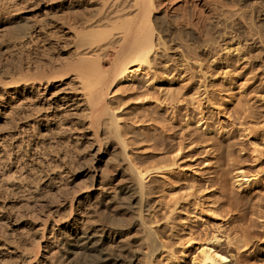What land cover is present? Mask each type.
I'll return each instance as SVG.
<instances>
[{
  "label": "rangeland",
  "instance_id": "obj_1",
  "mask_svg": "<svg viewBox=\"0 0 264 264\" xmlns=\"http://www.w3.org/2000/svg\"><path fill=\"white\" fill-rule=\"evenodd\" d=\"M30 4L0 0V92L30 67L34 45L14 46L30 24L10 14ZM75 4L56 12V34L67 21L95 13L94 0ZM188 7L199 22L192 3ZM175 8L170 4L157 14L151 62L109 98L117 120L108 117L107 124L118 123L119 152L145 173L143 220L154 230L158 250L142 264H202L203 250L227 256L230 264H264V15L255 14L264 0H213L202 30L183 24ZM72 41L66 35L46 45L49 53L67 57ZM29 113L8 107L0 116V138L8 136L0 162V233L16 227L13 214L24 213L19 225L33 241L49 209L45 199L61 202L87 184L75 173L91 152L80 132L32 137L28 125L34 121L21 120ZM22 126L26 134L12 137L9 132L21 133ZM110 148L103 144V164L114 169L118 151ZM57 166L62 178L47 186ZM12 175L19 188L2 184ZM246 176L252 178L247 184Z\"/></svg>",
  "mask_w": 264,
  "mask_h": 264
},
{
  "label": "bare ground",
  "instance_id": "obj_2",
  "mask_svg": "<svg viewBox=\"0 0 264 264\" xmlns=\"http://www.w3.org/2000/svg\"><path fill=\"white\" fill-rule=\"evenodd\" d=\"M25 1L31 4L10 12L12 19L21 18L30 24L29 31L14 46L31 43L35 52L28 70H21L17 79L2 87L0 116L8 107L14 113L31 112L21 120L34 121L28 125L33 128L32 137H45L53 131L60 137L80 132L91 154L79 161L75 173L87 177L86 185L73 190L70 196L66 194L61 202L45 199L39 192L49 209L33 241H28L25 228L19 225L28 214L12 215L16 227L0 233V264L145 263L158 250L155 232L143 220L145 173L119 152L118 141L122 138L117 136V115L111 114L109 98L115 88L133 78L135 70L142 71L143 65L151 62V54L158 46L159 10L175 4L183 24L202 30L200 20L205 8H212L213 0H94L95 13L90 18L67 21L61 35L51 30L57 21L55 14L61 8H73L75 0H61L56 5L57 0ZM42 2H46L45 8L40 6ZM189 3L200 19L197 23L193 22ZM255 14L263 16L264 9H255ZM66 35L73 40L68 56L49 53L47 45ZM108 117L114 118V126L107 124ZM21 130L9 133L18 138L26 134V126ZM7 137L0 138V162L7 151ZM105 143L113 152L118 151L114 169L103 164ZM53 175L47 186L62 178V171L54 170ZM251 179L246 176L244 183ZM20 183L14 175L2 178L7 187L19 188ZM2 215L8 216L2 221L9 222L11 210ZM201 263L230 261L215 250H203Z\"/></svg>",
  "mask_w": 264,
  "mask_h": 264
}]
</instances>
